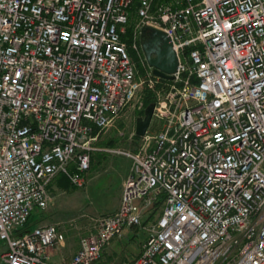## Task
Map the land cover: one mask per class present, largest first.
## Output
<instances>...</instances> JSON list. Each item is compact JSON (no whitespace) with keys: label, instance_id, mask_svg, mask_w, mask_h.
I'll return each mask as SVG.
<instances>
[{"label":"built area","instance_id":"obj_1","mask_svg":"<svg viewBox=\"0 0 264 264\" xmlns=\"http://www.w3.org/2000/svg\"><path fill=\"white\" fill-rule=\"evenodd\" d=\"M145 25L173 43L171 81L146 61ZM139 62L160 86L140 149L121 152L120 207L52 262L58 225L23 230L57 177L83 186L123 112L146 109ZM135 228L130 264H264V0H0L1 264H97Z\"/></svg>","mask_w":264,"mask_h":264},{"label":"rangeland","instance_id":"obj_2","mask_svg":"<svg viewBox=\"0 0 264 264\" xmlns=\"http://www.w3.org/2000/svg\"><path fill=\"white\" fill-rule=\"evenodd\" d=\"M139 63L138 74L142 81L139 101L147 108L154 101L151 98L152 102L147 104L146 96L150 90L157 91L160 85L151 87L153 85L148 82L147 70ZM144 111L138 105L128 108L101 134L83 186H76L65 176L57 177L50 186L52 205L44 212L36 211L23 232L39 225L56 224L65 250L74 255L80 239L92 228L89 217L109 215L120 207L123 184L131 167V160L121 152L140 149L142 138H135V128L137 119L144 116ZM144 238L145 232L140 228L115 238L105 248L97 264H130L139 254ZM3 248V242H0V254Z\"/></svg>","mask_w":264,"mask_h":264},{"label":"water","instance_id":"obj_3","mask_svg":"<svg viewBox=\"0 0 264 264\" xmlns=\"http://www.w3.org/2000/svg\"><path fill=\"white\" fill-rule=\"evenodd\" d=\"M140 44L148 65L153 68L155 76L165 80H173L178 70L179 60L170 37L162 30L145 25L141 30ZM154 104L144 111V116L136 121L135 135L144 137L149 129Z\"/></svg>","mask_w":264,"mask_h":264},{"label":"crops","instance_id":"obj_4","mask_svg":"<svg viewBox=\"0 0 264 264\" xmlns=\"http://www.w3.org/2000/svg\"><path fill=\"white\" fill-rule=\"evenodd\" d=\"M64 247L65 246H64L63 240H60V243L58 244V246L50 251V258L52 262L63 263V262L69 261L72 258L73 254L70 251L65 250Z\"/></svg>","mask_w":264,"mask_h":264},{"label":"trees","instance_id":"obj_5","mask_svg":"<svg viewBox=\"0 0 264 264\" xmlns=\"http://www.w3.org/2000/svg\"><path fill=\"white\" fill-rule=\"evenodd\" d=\"M128 34H130V32H129ZM151 98H152V97H151V93L149 92L148 95L146 96L147 104H150V103L152 102V99H151ZM135 138H136V139H140V138L137 137V136H135ZM163 200H164L163 198L160 200V202H159V204H158V205H159V206H158V209H162L161 206H162V204H163ZM33 215H34V214H33ZM33 215H32V217H33ZM31 220H32V218H30V221H31ZM30 221H29V222H30ZM29 222H28V224L26 225V228H27V226L29 225ZM26 228H25V229H26Z\"/></svg>","mask_w":264,"mask_h":264}]
</instances>
